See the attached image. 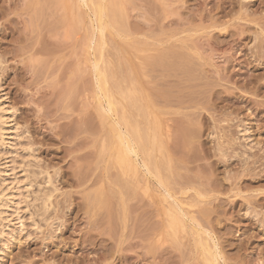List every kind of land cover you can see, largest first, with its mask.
<instances>
[{
    "label": "rangeland",
    "instance_id": "rangeland-1",
    "mask_svg": "<svg viewBox=\"0 0 264 264\" xmlns=\"http://www.w3.org/2000/svg\"><path fill=\"white\" fill-rule=\"evenodd\" d=\"M0 102V264H264V0H0Z\"/></svg>",
    "mask_w": 264,
    "mask_h": 264
},
{
    "label": "bare ground",
    "instance_id": "bare-ground-1",
    "mask_svg": "<svg viewBox=\"0 0 264 264\" xmlns=\"http://www.w3.org/2000/svg\"><path fill=\"white\" fill-rule=\"evenodd\" d=\"M81 1H83V0H81ZM102 2H103V0H102ZM84 3V2H83ZM90 4V3H89ZM109 5V4H108ZM84 6H85V4H84ZM86 7V6H85ZM111 7V6H110ZM96 10H97V13H98V15H99V22H100V27H99V32H100V34H101V36L103 35V32H104V26L102 25V23H101V19H102V15L104 14V12L105 11H103L102 10V8H101V6H100V4H96ZM96 13V14H97ZM116 13H119V11L117 12V9H116ZM107 14V13H106ZM111 15V14H110ZM110 15H109V17H110ZM124 14H122V16H123ZM104 17V16H103ZM120 17V16H119ZM105 18V17H104ZM116 18H117V20H119V18L116 16ZM92 19V18H91ZM111 19H112V17H111ZM93 20V19H92ZM98 20V19H97ZM106 20V19H105ZM123 20V19H122ZM121 20V21H122ZM120 20L118 21V22H120V24L122 25V22H121ZM94 22V21H93ZM111 22V21H110ZM113 22H115V21H113ZM98 23V22H97ZM108 24V23H107ZM106 24V25H107ZM116 24V23H115ZM95 26V25H94ZM118 26V25H117ZM123 26V25H122ZM121 26V27H122ZM108 27V26H107ZM117 28V27H116ZM109 29H111V27L109 28ZM97 30V29H96ZM108 35V34H107ZM100 36V35H99ZM110 36V35H109ZM100 38V37H99ZM100 41V40H99ZM92 42V41H91ZM105 51V50H104ZM97 52V51H96ZM97 55V54H96ZM100 55V54H99ZM101 64H102V62H101ZM93 65V64H92ZM106 65V64H105ZM100 66V65H99ZM107 66V65H106ZM105 66V67H106ZM94 67V66H93ZM106 69H107V67H106ZM108 70V69H107ZM110 80L108 79V83H110L109 82ZM103 82V81H102ZM105 83V82H104ZM121 85V84H120ZM105 86V85H104ZM104 86H103V88H104ZM98 87V86H97ZM112 87V86H111ZM113 88V87H112ZM123 88V87H122ZM109 89V88H108ZM115 91H116V89H115ZM125 91V90H124ZM119 91L117 90V93H118ZM102 94V93H101ZM127 94V93H126ZM118 95H120V94H118ZM130 96H132V95H130ZM121 97V96H120ZM102 98V97H101ZM122 100V99H121ZM132 101H134L133 99H132ZM106 102H107V107H108V110L107 111H109V112H114V104L112 103V101L110 100V99H106ZM126 102H127V100H126ZM129 102V101H128ZM3 103V102H2ZM1 102H0V146L1 145H3V142H5V141H3L4 140V137H5V134L7 133V131H9V129L6 127L7 125H8V122L6 121V109H4L5 107H3V104H2ZM119 103V102H118ZM128 105V104H127ZM106 107V108H107ZM121 107V106H120ZM141 107V106H140ZM122 109V108H121ZM102 110V109H101ZM106 110V109H105ZM143 110V109H142ZM102 111H104V110H102ZM102 113V112H101ZM105 113V112H104ZM126 113V112H125ZM141 113V112H140ZM114 114V113H113ZM7 115H8V113H7ZM126 115V114H125ZM144 116V115H143ZM101 117V116H100ZM126 117H128L127 115H126ZM9 118V117H8ZM8 118H7V120H8ZM153 119V118H152ZM101 120H102V118H101ZM105 120V119H104ZM118 121H119V119H118ZM129 121H130V119H129ZM141 121H142V118H141ZM135 122V121H134ZM105 123V122H104ZM103 123V124H104ZM121 123V122H120ZM131 123H133L132 122V120H131ZM114 124V123H113ZM105 125V124H104ZM115 125H117L116 123L114 124V126ZM123 125V124H122ZM133 125H135L134 123H133ZM152 125V124H151ZM119 126V125H118ZM145 126V125H144ZM147 126V125H146ZM117 127V126H116ZM128 127V126H127ZM129 128V127H128ZM135 128V127H134ZM147 128V127H146ZM141 129V128H140ZM122 130V129H121ZM130 130V129H129ZM144 130V129H143ZM148 130V129H147ZM108 131V130H107ZM119 131V130H118ZM131 131V130H130ZM129 131V132H130ZM141 131H142V129H141ZM109 132V131H108ZM124 133H125V131H123ZM148 132V131H147ZM155 132V131H154ZM137 133V132H136ZM140 133V132H139ZM151 133V132H150ZM141 134L142 135H144V133L143 132H141ZM117 136V135H116ZM133 136H135V138L137 137V135H133ZM143 137H145V136H143ZM114 138H115V136H114ZM126 138H128V136L126 137ZM132 138H134V137H132ZM138 138V143L141 141V138L140 137H137ZM128 139H131V138H128ZM145 139V138H144ZM133 140H135V139H133ZM147 140V139H146ZM117 142L119 143V145H121L120 146V149H117L118 151H117V159H118V163H119V165L121 166V167H128V166H130V165H133V163H134V161L132 160V158H131V155H133L134 157H137L138 156V154H137V150H136V148H135V146H134V143L133 142H131V140H130V142L127 140V139H124L122 136H121V134H118V136H117ZM143 142V141H142ZM151 142V141H150ZM145 143H146V141H145ZM151 143H153V142H151ZM144 144V143H143ZM158 144V143H157ZM137 146H138V144H136ZM145 145V144H144ZM147 145V144H146ZM151 146V145H150ZM146 148V147H145ZM151 150H152V147L150 148ZM157 149H158V146H157ZM108 150V149H107ZM143 150V149H142ZM105 151V150H104ZM139 152H140V148H139ZM143 152V151H142ZM106 154V153H105ZM141 154V153H140ZM144 154V153H143ZM146 155V154H145ZM152 157V156H151ZM143 158V157H142ZM148 159H149V162L151 161L152 162V158H150V155H149V157H148ZM147 160V159H146ZM148 162V163H149ZM6 165V164H5ZM150 166H151V164H149ZM161 165V164H160ZM7 166V165H6ZM136 166V165H135ZM135 166H133V167H135ZM4 167V166H3ZM2 167H1V165H0V225H1V228H2V226H4V222H8L7 221V218L9 217V216H7L8 215V212L10 211L11 212V210H12V216H14L13 214H15L16 213V208L15 209H13V199H14V197H13V194H12V190H11V187H10V184L12 183V181L14 180V179H10V182L11 183H9V185L7 184V182H8V180H7V182L5 183V178H4V176L2 175L3 174V170L1 169ZM117 168H118V166H117ZM137 168V167H136ZM149 168V167H148ZM154 168V167H153ZM4 169V168H3ZM6 170H7V167H6ZM118 170H119V168H118ZM149 170H150V168H149ZM138 171V170H137ZM152 171V170H151ZM5 174H7L6 172H5ZM10 174V173H9ZM147 174V173H146ZM151 174V173H150ZM141 175V174H140ZM155 176H157L156 174H155ZM7 177H8V175H7ZM12 177V176H11ZM122 177V176H121ZM140 177V176H139ZM163 177V176H162ZM13 178V177H12ZM158 178V177H157ZM12 180V181H11ZM159 181V180H158ZM164 181V180H163ZM166 185V184H165ZM166 199V198H165ZM172 208V207H171ZM173 209V208H172ZM17 212H18V210H17ZM171 212V211H170ZM17 214V213H16ZM18 216H19V214H18ZM17 215L16 216H14V217H17V218H19ZM177 216H178V214H177ZM181 217V216H180ZM16 218V219H17ZM18 220V219H17ZM182 221V220H181ZM185 228V227H184ZM183 228V229H184ZM186 230V229H185ZM185 232V231H184ZM196 239H197V237H196ZM210 241V240H209ZM203 243H204V240H203ZM204 245H205V243H204ZM206 247V246H205ZM207 248V247H206ZM202 252V251H201ZM219 253V252H218ZM206 254V253H205ZM213 261V260H212ZM215 264V263H214Z\"/></svg>",
    "mask_w": 264,
    "mask_h": 264
}]
</instances>
